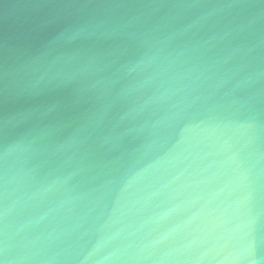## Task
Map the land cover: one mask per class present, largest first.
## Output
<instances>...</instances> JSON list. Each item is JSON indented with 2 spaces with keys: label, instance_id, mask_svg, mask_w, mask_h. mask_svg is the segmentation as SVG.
<instances>
[{
  "label": "water",
  "instance_id": "1",
  "mask_svg": "<svg viewBox=\"0 0 264 264\" xmlns=\"http://www.w3.org/2000/svg\"><path fill=\"white\" fill-rule=\"evenodd\" d=\"M0 264H264V0H0Z\"/></svg>",
  "mask_w": 264,
  "mask_h": 264
}]
</instances>
